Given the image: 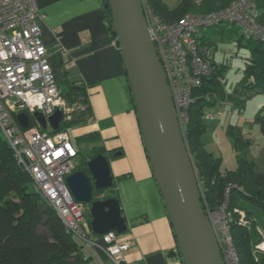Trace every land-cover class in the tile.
Returning <instances> with one entry per match:
<instances>
[{"label":"built area","instance_id":"1","mask_svg":"<svg viewBox=\"0 0 264 264\" xmlns=\"http://www.w3.org/2000/svg\"><path fill=\"white\" fill-rule=\"evenodd\" d=\"M143 5L149 35L165 68L184 129L189 120L188 109L194 101V89L214 71L212 51L202 46L203 31L229 23L238 26L246 38H264V26L257 20L259 11L254 0H234L219 10L189 12L173 21H165L147 1L143 0ZM40 16L43 15L37 0H0V132L12 147L17 163L31 177L65 229L115 264H125L128 242L115 231L95 235L82 204L74 199L66 182V177L76 170L78 156L68 129L82 105L70 102L56 82L51 54L37 22ZM54 32L58 42L59 32ZM58 50L71 59L68 49ZM57 109L63 112L59 129H43L35 112H42L48 118ZM20 112L29 115L27 127L19 121ZM205 211L226 264H245L231 234L234 215L228 202L206 207ZM234 211L239 213V223L246 224L245 211L239 208ZM253 252L264 253L262 233Z\"/></svg>","mask_w":264,"mask_h":264},{"label":"crops","instance_id":"2","mask_svg":"<svg viewBox=\"0 0 264 264\" xmlns=\"http://www.w3.org/2000/svg\"><path fill=\"white\" fill-rule=\"evenodd\" d=\"M105 1L37 0L43 15L37 22L60 90L65 94L71 86H79L87 99L86 104L76 101L85 108L75 113L73 120L79 121L74 123V130L78 138L88 137L85 140L92 142L91 150L96 151L84 164L78 161L77 148V167L83 164V168L76 167L74 172L85 170L90 175L88 160L97 154L108 157L113 176V185L108 187L111 191L103 189L96 194V189L94 198L116 197L120 202L128 226L118 235L129 244L125 264H181L174 227L145 146L133 90ZM55 30L59 32L58 42ZM58 48L68 49L71 59ZM81 204L90 210V204ZM84 216L92 229L91 214ZM90 254L98 256L97 262L115 264L94 249Z\"/></svg>","mask_w":264,"mask_h":264},{"label":"trees","instance_id":"3","mask_svg":"<svg viewBox=\"0 0 264 264\" xmlns=\"http://www.w3.org/2000/svg\"><path fill=\"white\" fill-rule=\"evenodd\" d=\"M145 1L151 4L165 21H173L193 11L206 13L219 10L234 0H203L201 3L183 0L174 9L162 0ZM254 1L259 11L257 20L264 26V0ZM105 4L111 15L108 0ZM210 28H215L223 37L237 34V45L246 46L249 50L246 56L245 77L234 90V97L246 87L264 91V38H246L238 26L229 23ZM209 36L204 30L200 38L202 46L212 51L214 40ZM212 59L213 73L193 91L194 101L188 109L189 120L184 126L185 137L203 189L204 208L215 207L227 201L229 210L234 215L231 234L242 261L245 264H264L262 256L253 252L255 245L261 240L258 233L259 223L252 213L242 206V201L248 199L261 206L264 212V172L257 168L254 160L245 156V150L252 142L243 137L242 130L238 127L229 126L227 131L237 149L238 165L236 169L224 170L222 156L215 155L203 141L207 128L204 120L207 106L227 99L223 81L226 66L215 62L213 52ZM63 95L72 102H87L86 95L79 86H71L70 91ZM233 100L240 109L243 108L239 99ZM86 112L88 113V108ZM210 116L208 115V118L213 119V116ZM78 121L73 120L71 123ZM255 122L259 125L264 146V114H258ZM86 160L84 159V164ZM100 193L101 191L97 190L96 194ZM235 208L243 209L252 215L254 220L251 225L239 223V213L234 211ZM84 245L65 229L31 177L17 163L12 147L0 132V264H92L93 256L85 252ZM101 255L106 257L103 253Z\"/></svg>","mask_w":264,"mask_h":264},{"label":"water","instance_id":"4","mask_svg":"<svg viewBox=\"0 0 264 264\" xmlns=\"http://www.w3.org/2000/svg\"><path fill=\"white\" fill-rule=\"evenodd\" d=\"M112 31L133 90L145 146L154 174L163 193L183 264H226L216 231L206 214L202 188L192 152L174 104L165 68L150 38L143 0H108ZM34 116L46 129L50 122L57 130L63 119L60 109L48 118ZM27 127L29 115L18 114ZM88 170H78L66 182L80 203L90 204L94 233L122 234L127 223L116 197L94 198L95 190L113 185L107 156L97 154L88 160Z\"/></svg>","mask_w":264,"mask_h":264},{"label":"rangeland","instance_id":"5","mask_svg":"<svg viewBox=\"0 0 264 264\" xmlns=\"http://www.w3.org/2000/svg\"><path fill=\"white\" fill-rule=\"evenodd\" d=\"M162 1L173 9L183 2V0ZM190 13L198 12L193 11ZM206 32L208 35H210L209 37L214 40V44H212V52L215 62L217 64H224L226 66L224 70L223 81L227 93V99L224 102H218L212 106H207L206 116L204 119L207 127L203 135L204 144L209 150H212L215 155L222 156L223 168L236 169L238 165L237 149L233 144V138L229 136L227 131L229 126H236L242 130L243 137L245 139H250L252 142L251 145L245 150V156L250 160H254L257 168L264 172L263 136L259 125L255 122L256 116L258 114H264V91H258L257 89L252 90L250 87H246L244 90H242V92L235 96L236 98L233 95L236 87L244 80L246 56L249 54V50L246 46L237 45V34H233L230 37H223L221 33L216 31L215 28L210 27L206 29ZM58 86L60 88L62 87L59 83ZM233 99H239L243 108L240 109L239 105H236ZM69 101L72 102L71 100ZM74 101L76 102L78 100ZM83 108H85L84 105L82 106L81 111H83ZM208 115H212L213 119H209ZM75 126L76 125L73 124L71 128L68 129V132L73 143L79 149L78 161L83 162L84 159H88L92 154L91 146L93 143L87 142L83 138H78L76 136L77 132L74 130ZM47 131L49 130L47 129ZM80 168H83V164L77 167V169ZM105 191L110 193L111 188H107ZM242 206L252 213L259 223L258 233L260 235L261 233L264 235V212L262 207L248 199H244L242 201ZM83 212L87 217H90V211L85 205ZM245 214L246 222L248 225H251V222H253L254 218L252 215H249L247 211H245ZM42 230L44 229L42 228ZM84 249L86 253L90 254V252H92L93 254V249L90 246L85 244ZM260 255L262 256L264 262V253H261ZM97 258V255H93L92 264L98 263Z\"/></svg>","mask_w":264,"mask_h":264}]
</instances>
